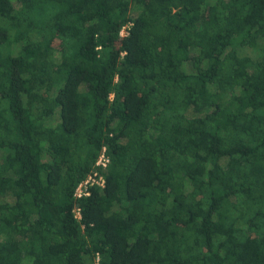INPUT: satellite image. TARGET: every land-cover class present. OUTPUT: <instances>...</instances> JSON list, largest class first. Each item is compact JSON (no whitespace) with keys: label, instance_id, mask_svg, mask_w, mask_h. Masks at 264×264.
<instances>
[{"label":"trees","instance_id":"obj_1","mask_svg":"<svg viewBox=\"0 0 264 264\" xmlns=\"http://www.w3.org/2000/svg\"><path fill=\"white\" fill-rule=\"evenodd\" d=\"M0 264H264V0H0Z\"/></svg>","mask_w":264,"mask_h":264},{"label":"built area","instance_id":"obj_2","mask_svg":"<svg viewBox=\"0 0 264 264\" xmlns=\"http://www.w3.org/2000/svg\"><path fill=\"white\" fill-rule=\"evenodd\" d=\"M124 32L125 30L123 29L121 33L123 34ZM108 162H109L108 156L105 154V148H103L98 154L96 165L106 166ZM104 184L105 182L102 175L96 171H93L92 173H89L83 180H81L76 185L73 193V198L74 200H78L82 197H85L89 195L91 186L98 185L99 187L102 188L104 187ZM73 213L76 219L79 220L81 218V214L78 206L75 205L73 207Z\"/></svg>","mask_w":264,"mask_h":264},{"label":"rangeland","instance_id":"obj_3","mask_svg":"<svg viewBox=\"0 0 264 264\" xmlns=\"http://www.w3.org/2000/svg\"><path fill=\"white\" fill-rule=\"evenodd\" d=\"M133 13H136L137 11L136 10H134V11H132Z\"/></svg>","mask_w":264,"mask_h":264}]
</instances>
